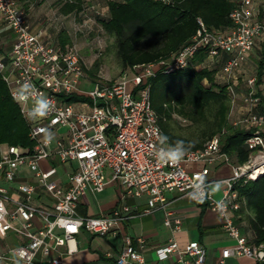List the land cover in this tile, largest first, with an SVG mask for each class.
I'll return each mask as SVG.
<instances>
[{"label":"built area","instance_id":"1","mask_svg":"<svg viewBox=\"0 0 264 264\" xmlns=\"http://www.w3.org/2000/svg\"><path fill=\"white\" fill-rule=\"evenodd\" d=\"M229 16L232 26L226 30L207 27L200 19L199 28L177 51L168 57L134 64L121 71L115 79L106 78L100 70L89 74L84 58L74 44L62 47L58 41H44L34 32L24 9L16 0H0V16L14 33L8 61L0 57V74L11 96L24 82L35 86L38 94L53 102L52 112L45 118L30 121L27 113L33 101L18 103L29 124L32 147L4 143L0 146V234L13 230L26 239L24 244L0 250V262L12 260L13 249L26 252L21 264H38L41 253L48 264H64L61 246L80 229L97 234H116L130 213L126 196L148 195L150 211L164 205L166 192L178 191L188 196L195 179L203 175L210 185L208 166L190 169L191 163L230 161L221 149L219 136H214L202 148L190 149L176 165L156 159L162 134L159 116L151 104L149 79L156 72L171 73L189 65L193 56L206 50L208 58L226 54L221 71L234 102L238 91L233 84L236 69L246 61L256 39L264 34V22L256 19L253 0H234ZM256 76L246 81L240 95L245 104L241 118L232 124L250 131L246 145L253 149L244 164H234L232 176L224 179L222 197L214 195L198 204H206L223 217V226L233 245L221 252V262L229 256L244 255L251 264H264V244L249 243L234 218L229 215L246 202L240 198L237 183H245L264 174V103L255 91ZM79 96L71 99L72 96ZM63 129L51 143L45 142V130ZM54 160V162H53ZM66 163H74L68 175V186L60 184L56 175ZM30 169L36 180L20 182L13 190L2 182L13 183L21 168ZM108 181L123 188V195L109 212L96 216L77 213L82 195L90 190L101 192ZM37 190L52 199L51 209L31 203ZM15 193L22 195L16 197ZM223 199L226 207L217 210L215 201ZM41 225L33 229V219ZM164 223L173 231L181 228V219L171 210L165 211ZM57 229L62 230L58 233ZM124 235V245L115 257L116 264H145L141 249L143 238ZM67 251H71L70 247ZM175 254L178 261L205 264L206 250L199 241L181 247L174 237L157 249L159 259ZM189 257L191 260L186 259Z\"/></svg>","mask_w":264,"mask_h":264},{"label":"trees","instance_id":"2","mask_svg":"<svg viewBox=\"0 0 264 264\" xmlns=\"http://www.w3.org/2000/svg\"><path fill=\"white\" fill-rule=\"evenodd\" d=\"M63 13H78L84 0H59ZM234 0H108L107 14L98 16L104 30L115 37V46L122 70L134 65L168 57L177 51L199 28V19L210 28L226 30L232 26L229 16ZM64 45L71 43L66 31L59 34ZM206 50L198 51L189 65L171 73L156 72L150 77L151 104L159 116L162 134L169 143L178 139L193 142L191 149L202 148L219 136L221 149L234 155L237 164H244L253 149L245 139L248 129L235 126L229 119L231 98L227 84L216 81L217 69L206 65ZM98 67V63L94 64ZM94 74V69H87ZM264 74V59L257 63V81ZM79 96H72L77 99ZM189 120L204 126L200 137L174 133L172 118ZM4 143L32 147L29 124L19 104L10 94L0 74V146ZM240 198L253 212L251 226L254 244H264V174L236 185Z\"/></svg>","mask_w":264,"mask_h":264},{"label":"crops","instance_id":"3","mask_svg":"<svg viewBox=\"0 0 264 264\" xmlns=\"http://www.w3.org/2000/svg\"><path fill=\"white\" fill-rule=\"evenodd\" d=\"M24 9L26 17L31 24L34 32H40L41 39L44 41L56 40L62 47L70 43L62 44L59 39L61 31H66L72 36L71 32L76 29V23L72 20L71 15L76 13H63L59 6V14L52 17L48 13L46 0H16ZM98 5L107 3L108 0H92ZM255 5V17L264 22V0H253ZM60 3V2H59ZM61 4V3H60ZM75 31V30H74ZM14 41V33L0 16V57L6 61L10 58L11 47ZM226 54L207 58L206 65L217 69L216 81L225 83L221 71L222 61ZM264 59V34L257 37L254 47L244 61L235 71L233 84L238 91L234 102L231 103L229 119L237 120L241 118L245 111V104L240 92L245 90L246 81L251 76L257 78V63ZM255 91L264 103V74L256 82ZM232 122V121H231ZM246 129V128H243ZM63 129L51 131L54 138L60 135ZM230 155V154H229ZM54 162V160H53ZM237 164L234 155H230V161L219 160L214 163L197 162L189 165L190 169H199L208 166L211 170V184L222 181L223 188L221 192L214 195L220 198L225 189L224 179L232 176L233 165ZM74 163H66L56 175L60 184L68 186V175L72 170ZM36 178L33 172L27 167L20 169L17 179L13 183L3 181L2 183L15 189L20 182H34ZM210 184V185H211ZM124 191L123 188L115 181H108L101 192H92L87 190L81 197L77 206V213L83 216H96L104 212H109L117 205ZM16 197L22 198V195L15 193ZM166 201L164 205L157 204L150 211H145L148 207V195L143 193L140 196H126V203L131 208L130 215L123 220L121 230L116 234L97 235L80 229V231L69 239L67 243L61 246L65 251L64 264H116L115 257L124 245V235H129L133 244L136 245V239L141 237L144 240V247L141 249L145 264H183L178 261L175 254L165 259H159L157 249L166 243L171 237H174L181 247L186 246L190 241H199L206 250L205 264H251L252 260L244 255L229 256L221 262V252L224 248L233 245L234 240L229 237L224 226L223 217L210 209L206 204H198L178 191L166 192ZM31 203L33 205L50 208L52 199L42 190H37ZM171 210L174 215L181 219V228L173 231L164 223L165 211ZM229 215L234 218L240 231L249 243H254L255 233L251 226L253 212L246 206L242 205L237 210H231ZM41 225V219H33V229ZM58 233L62 230L57 229ZM26 239L8 230L0 234V250L6 251L11 247L24 244ZM70 247L71 251H67ZM186 259L191 260L188 256ZM38 264H48L47 257L39 253L35 259ZM0 264H12V260L1 261ZM188 264H193L192 261Z\"/></svg>","mask_w":264,"mask_h":264},{"label":"rangeland","instance_id":"4","mask_svg":"<svg viewBox=\"0 0 264 264\" xmlns=\"http://www.w3.org/2000/svg\"><path fill=\"white\" fill-rule=\"evenodd\" d=\"M44 5L52 17L59 14V0H46ZM106 14L107 7L105 4L98 5L92 0H84L83 9L75 15H71L77 28L71 32L70 44L75 45L89 69L100 70L106 78L115 79L122 71L120 57L115 46V37L107 33L97 20L98 16H105ZM96 62L98 67L95 69L94 64ZM169 123L174 133L193 138L200 137L204 128L202 124L183 120V117H173Z\"/></svg>","mask_w":264,"mask_h":264},{"label":"clouds","instance_id":"5","mask_svg":"<svg viewBox=\"0 0 264 264\" xmlns=\"http://www.w3.org/2000/svg\"><path fill=\"white\" fill-rule=\"evenodd\" d=\"M13 99L18 103H27L29 100L33 101L32 107L27 113V118L30 121H36L47 117L53 110V102L46 96L38 94L35 86L30 82L22 83L17 90L13 93ZM54 139V133L45 130V142L51 143ZM160 148L155 152L156 159L164 164H179L187 155L188 151L194 147L193 142H185L182 139L176 140L174 143H169V137L165 134L158 136ZM223 182L217 181L209 185L206 177L203 175L198 176L192 185V190L188 193L191 200L198 203H203L209 195H215L221 192ZM217 210H223L226 203L223 199L215 201ZM12 264H21L25 258L26 252L23 249H13Z\"/></svg>","mask_w":264,"mask_h":264}]
</instances>
